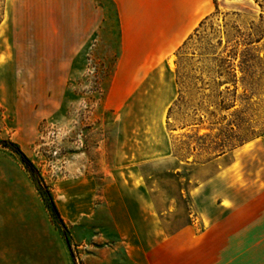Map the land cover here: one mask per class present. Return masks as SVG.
<instances>
[{
	"label": "rangeland",
	"instance_id": "1",
	"mask_svg": "<svg viewBox=\"0 0 264 264\" xmlns=\"http://www.w3.org/2000/svg\"><path fill=\"white\" fill-rule=\"evenodd\" d=\"M200 7L178 46L153 59L91 51L90 40L68 38L62 24L51 33L30 1L16 2L11 29L0 31V264H131L103 186L120 189L159 261L173 252L182 261L212 223L237 227L245 259L264 264V0ZM145 62L171 69L169 103L160 102L164 70L158 81L129 71ZM67 186L90 197L65 201Z\"/></svg>",
	"mask_w": 264,
	"mask_h": 264
},
{
	"label": "crops",
	"instance_id": "2",
	"mask_svg": "<svg viewBox=\"0 0 264 264\" xmlns=\"http://www.w3.org/2000/svg\"><path fill=\"white\" fill-rule=\"evenodd\" d=\"M18 0L4 1V14L0 21V31L9 32L13 24V7ZM25 0H20V2ZM38 19L36 24L44 25L52 33L53 25L62 24L68 38L91 41V51H143L148 58L163 57L173 51L191 28L203 16L197 17V9L205 0H28ZM198 7V8H197ZM49 32V33H50ZM39 37V36H38ZM37 36L35 38H38ZM46 36V32L43 35ZM84 43L81 45L83 46ZM157 63H141L129 71L139 73V81H158L164 70L167 74L169 92L161 93L160 102L169 103L175 86L173 73ZM167 96V97H165ZM165 97V98H164ZM75 188V189H74ZM82 194L88 199L91 194L78 186H67L61 191V198H69L71 193ZM106 186L101 189L107 216L117 234L118 242L125 238L127 243L121 248L131 264H254L244 257V241L238 239V229H224L222 224L210 223L202 240L194 241L188 247L186 258L179 260L174 255L170 260L153 258L152 250L145 247L137 236L138 230L133 214L128 210L120 189L109 193ZM110 197V198H109ZM145 202V201H144ZM146 206V202H145ZM72 210L68 211L71 214ZM83 215H86L84 213ZM163 232V229L160 230ZM164 233V232H163ZM230 233V234H229ZM175 235L167 236L166 242H173ZM164 243L159 245L160 248ZM249 244L246 247H253Z\"/></svg>",
	"mask_w": 264,
	"mask_h": 264
},
{
	"label": "trees",
	"instance_id": "3",
	"mask_svg": "<svg viewBox=\"0 0 264 264\" xmlns=\"http://www.w3.org/2000/svg\"><path fill=\"white\" fill-rule=\"evenodd\" d=\"M248 53H245L243 54V61L246 62L248 61V59L246 58H249V55H247ZM12 151H14L19 157H20V160H21V163L23 164V166L25 167V169L27 171H33L34 170V167L32 166V164L30 163V161L21 153V151L18 149V147H16L15 145L13 147L10 148ZM37 190H39V185L37 184ZM44 196L46 197L45 198V201H46V206L48 207L51 215L53 218L55 219H59L58 217V213H57V210H56V207L53 203V201L50 199L49 197V194L47 191H44ZM66 244L68 245V242L65 240Z\"/></svg>",
	"mask_w": 264,
	"mask_h": 264
}]
</instances>
